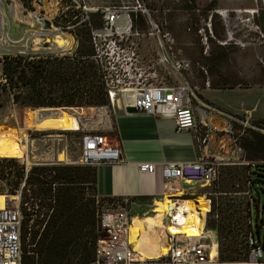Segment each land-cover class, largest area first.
<instances>
[{
	"label": "rangeland",
	"instance_id": "1",
	"mask_svg": "<svg viewBox=\"0 0 264 264\" xmlns=\"http://www.w3.org/2000/svg\"><path fill=\"white\" fill-rule=\"evenodd\" d=\"M1 2L6 13L5 31L0 41L1 56L7 52L22 56L73 52L76 46L73 35L53 23L63 14L69 19L78 16L81 20H85L90 12H102L101 18L106 10L123 16L128 14L135 34L122 39L117 36V42L123 48L119 54L126 58L133 49L136 61L123 72L125 78L136 84L174 85L179 83L177 67L181 64L180 72L187 76L191 85L199 87L197 95L202 101H205L202 95L206 93L203 91L215 85L213 89L220 90V97L223 94L226 99L245 106L256 104L257 109H252L254 116L264 118V0H27L29 7L23 0ZM97 39L102 47H106L110 36L102 33ZM118 67L122 69L126 65L121 62ZM207 80L209 86H206ZM3 81L0 64V82ZM231 85L235 86L229 88ZM0 94V160H10L3 163L5 170L21 165L20 158L23 157L32 165L59 161L61 165L80 166L82 135L117 136L114 123L116 115L122 111L116 106L112 108L109 101L104 106H63L58 107L62 110L59 112L40 111L34 115L28 111L31 108L13 103L8 91L0 89ZM244 161L247 162L245 155ZM261 163L264 161H252L249 168L245 163L232 166L241 175V179L232 180L234 184L230 190L237 191L232 194L222 192L225 190L219 188L222 181L215 185L187 182L185 189L206 193L201 196L204 203L201 224L207 200L210 210L207 194L215 199L216 205L219 203V209L222 207L220 202L224 201L219 197L245 199L242 192L247 189L250 179L252 233L262 247L261 260H264V164ZM4 176L2 178L0 174V193L6 196H15L20 190L22 193L23 189L13 187L8 183L7 175ZM151 209L131 212L141 216V220L151 217L153 231H144L140 242L148 234L150 239L152 235L156 236L159 245L154 254L140 251L142 255L146 254L140 264H174L166 255L162 234L167 221L153 216ZM237 214L233 217V225L242 229L238 230L235 239L245 247L246 222ZM105 235V230H98L99 237ZM163 246L165 252L161 251ZM218 247L220 249L219 244ZM246 249L244 252L237 250L232 261L221 262L244 261Z\"/></svg>",
	"mask_w": 264,
	"mask_h": 264
},
{
	"label": "built area",
	"instance_id": "2",
	"mask_svg": "<svg viewBox=\"0 0 264 264\" xmlns=\"http://www.w3.org/2000/svg\"><path fill=\"white\" fill-rule=\"evenodd\" d=\"M250 14L253 17L254 13ZM5 18L4 4L0 0V41L5 31ZM103 19L102 27L92 32L95 50L92 58L99 66L109 104L112 108L116 106L124 112L126 107H134L139 113L171 118L176 132L191 133L194 146L199 152L198 157L193 161L165 162L161 167L163 195L171 197L167 201L164 221L177 224L179 215L186 214L185 206L172 195L179 190L184 192L186 189L182 188L187 182L212 183L218 176L220 166L247 164L243 159L239 138L246 129L262 133L264 129L259 121L254 120L252 109L242 114H234L202 101L197 95L199 87L191 85L187 76L180 72L181 64L177 67L178 84H136L125 78L123 72L136 61L135 52L131 49L126 58L120 57L119 53L123 48L117 42L119 40L117 36L122 39L135 34L131 18L128 14L123 16L106 10ZM102 33L110 36L106 47H102L97 39ZM1 58L0 55V60ZM121 62L126 65L125 68L118 67ZM205 83L209 86L208 80ZM20 159L25 167V175L19 185V189H23L32 163L25 157ZM120 161H122V152L116 138L103 133L82 135L78 161L81 165L98 166ZM49 164H60V162ZM137 169L141 173H153L155 165L151 162H140L137 164ZM242 194L251 202L248 181L247 189ZM9 198L10 196H7L8 202L0 208V264H21V190L16 192V199L9 200ZM97 203H99L96 212L98 226L100 230H105L106 235L96 240L95 264H140L142 260L135 257V251L128 238V225L132 212L130 201L101 199L100 202L97 200ZM171 206L175 209L171 210ZM176 209L179 211L177 212ZM212 216L216 217V213ZM247 223L252 226L251 215L248 216ZM162 234L167 247L166 255L174 264L264 263V260H261L262 247L254 239L252 230L246 232V260L233 263H222L219 260L216 233L215 230L206 227V219L201 221L200 233L197 236L188 237L183 233H167L164 230ZM213 247L217 253L215 257H210Z\"/></svg>",
	"mask_w": 264,
	"mask_h": 264
},
{
	"label": "trees",
	"instance_id": "3",
	"mask_svg": "<svg viewBox=\"0 0 264 264\" xmlns=\"http://www.w3.org/2000/svg\"><path fill=\"white\" fill-rule=\"evenodd\" d=\"M23 4L29 7L27 0H23ZM101 13H87L85 20L78 16L69 19L65 14L54 19V24L71 33L75 39L76 46L70 54L22 56L4 53L0 60L4 80L0 82V89L8 91L13 103L31 108L28 111L34 115L40 111L59 112L62 110L57 108L63 106L85 104L93 108L89 106L107 105L104 81L98 64L92 58L95 54L92 32L103 25ZM260 123L264 129V120ZM239 145L248 168L252 161H264V133L246 129L239 138ZM4 162L10 160H0L2 178L6 174L8 183L18 187L24 177V164L21 162L16 168L5 170ZM232 166L235 165L220 166L218 178L212 182L215 185L222 181L219 188L225 189L222 192L228 195L237 192L230 190L234 184L232 180L241 179ZM247 181L250 188L251 180ZM207 197L211 210L209 212L207 200L206 227L217 232L219 260L232 261L237 250L244 252L247 248V243L244 247L235 239L242 227L233 225V217L239 213L237 217L246 222L245 231L252 230L247 223L251 202L245 196L243 200L219 197L224 201L220 202L222 207L218 209L219 203L216 205L215 199L208 194ZM101 199L97 196L94 166L32 165L27 172L20 200L21 264H95V244L99 237L97 200L100 202ZM213 213H216L215 218L211 216ZM246 254L247 249L244 260Z\"/></svg>",
	"mask_w": 264,
	"mask_h": 264
},
{
	"label": "crops",
	"instance_id": "4",
	"mask_svg": "<svg viewBox=\"0 0 264 264\" xmlns=\"http://www.w3.org/2000/svg\"><path fill=\"white\" fill-rule=\"evenodd\" d=\"M203 92H206L202 95L205 101L230 113L242 114L246 110L256 108V104L245 106L244 103L238 104L226 99L223 94L220 97L218 89L208 88ZM254 112L255 121L264 120L255 117ZM114 129L117 131V136L113 137L120 145L122 161L96 166L97 196L103 199H128L132 210L147 212L154 201L161 200L164 196L162 164L193 161L198 157L199 152L194 146L191 133L176 132L173 120L168 117H154L144 113L128 114L122 110L116 115ZM209 148L212 151L211 145ZM140 162L154 163V172H139L137 164ZM185 192L186 195L205 196L203 192L187 190ZM133 217L139 216L133 215ZM150 219L151 217L149 221ZM142 244L143 241L140 247ZM147 251L151 252V250Z\"/></svg>",
	"mask_w": 264,
	"mask_h": 264
},
{
	"label": "bare ground",
	"instance_id": "5",
	"mask_svg": "<svg viewBox=\"0 0 264 264\" xmlns=\"http://www.w3.org/2000/svg\"><path fill=\"white\" fill-rule=\"evenodd\" d=\"M185 187L186 186L183 185L182 189H184ZM172 197L178 199L179 203L180 204L182 203L183 206H185L186 214L179 215L177 224L176 223H173V224L165 223L167 225L164 228H162V230H164L167 233H183L185 236H188V237L197 236L200 233L201 208L204 210V203H202V197L199 195L198 196L186 195L184 194L182 190L177 191L175 194L172 195ZM166 198L170 199L171 197L168 196ZM166 198H164L163 200L154 201L153 208L151 209L152 215L157 216V217H163L165 219V210L168 206L167 205L168 199ZM13 199H16L15 196H10L9 200H13ZM7 202H8L7 196L0 193V208L5 206ZM172 209H175V207L171 206V210ZM179 209H176V211L178 212ZM206 212H207V209L204 211L202 215V220L206 219ZM133 218L137 222H133L134 221ZM140 218L141 216L133 217V215H131V221L128 225L129 242L131 243L135 251V257L138 260L145 258V255H146V254L142 255L140 251L151 250V253H152L154 251L157 252V249L159 248V245L157 244L156 236L152 235V239H150L148 234H145L146 240H144L145 238L143 239V244L140 247V243H141L140 240H141L142 235L144 236V233H145L144 231L146 230L151 231V232L153 231L151 229L152 224L149 221L150 217H144L142 220ZM165 250L166 248L163 246L161 251L165 252ZM216 253L217 252L215 250V247H213L211 249L210 257H215Z\"/></svg>",
	"mask_w": 264,
	"mask_h": 264
},
{
	"label": "water",
	"instance_id": "6",
	"mask_svg": "<svg viewBox=\"0 0 264 264\" xmlns=\"http://www.w3.org/2000/svg\"><path fill=\"white\" fill-rule=\"evenodd\" d=\"M59 109V108H57ZM125 112L128 114H135V113H139L134 107H126L125 108Z\"/></svg>",
	"mask_w": 264,
	"mask_h": 264
}]
</instances>
